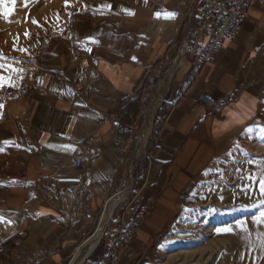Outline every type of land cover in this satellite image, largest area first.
<instances>
[{
    "label": "crops",
    "instance_id": "crops-1",
    "mask_svg": "<svg viewBox=\"0 0 264 264\" xmlns=\"http://www.w3.org/2000/svg\"><path fill=\"white\" fill-rule=\"evenodd\" d=\"M196 1L77 0L68 26L49 42L30 75L25 95L5 105L0 185L14 195L0 206V245L22 236L27 264H68L108 201L129 189L136 167L143 183L123 214L133 235L113 264L143 261L205 172L252 130L264 90L260 4L249 7L240 33L216 61L179 67L147 161L133 167L132 141L123 147L118 112L147 79L154 81L160 59L173 62L182 52ZM164 10L178 15L157 18ZM81 146L95 156L77 160ZM218 229L226 248L217 264H264L263 218L220 223ZM115 238L106 239L91 264L102 263Z\"/></svg>",
    "mask_w": 264,
    "mask_h": 264
},
{
    "label": "rangeland",
    "instance_id": "rangeland-1",
    "mask_svg": "<svg viewBox=\"0 0 264 264\" xmlns=\"http://www.w3.org/2000/svg\"><path fill=\"white\" fill-rule=\"evenodd\" d=\"M76 3L77 0H27V3L25 0H0V56L4 57L0 59V64L5 65L0 68V77H4L3 85L0 86V105H3L0 107V122L7 102L20 98L21 92L25 91L29 77L37 68L49 42L68 26ZM180 54L160 76L140 122L129 129L133 167L140 161L146 162L154 148V134L179 69L175 70V65ZM187 61L192 60L187 58L185 62ZM172 71L174 75L170 78ZM157 74L155 72L152 75L153 79ZM8 81L15 86L10 87ZM159 95L161 99L151 117V123L146 127V115ZM261 129H264V90L259 115L252 130L242 137L227 159L205 172L195 190L182 201L177 219L167 229L156 249L143 260V264H217L221 250L225 251L226 248L220 245V223L262 219L264 133ZM144 130L149 132L146 133L145 145L141 147L138 144L140 131ZM135 172L133 168L128 196L116 207L103 239L80 264L93 263L88 259L91 256L93 260L96 259L103 251L106 239L115 233L118 220L121 215L126 214L133 197L132 191L137 181ZM105 208L98 216L92 236L100 224Z\"/></svg>",
    "mask_w": 264,
    "mask_h": 264
},
{
    "label": "built area",
    "instance_id": "built-area-1",
    "mask_svg": "<svg viewBox=\"0 0 264 264\" xmlns=\"http://www.w3.org/2000/svg\"><path fill=\"white\" fill-rule=\"evenodd\" d=\"M254 4L264 5V0H197L190 11L188 40L184 46L186 59H191L199 68L216 61L224 45L240 33L249 7ZM86 72L87 69H84L83 73ZM58 78L63 79L61 75ZM77 92L82 93L81 89ZM25 93L26 90L22 91L21 97ZM123 128L119 122L117 129ZM158 137L159 133L155 132V142ZM94 156L82 146L75 152V158L79 161H87ZM115 235L110 253L100 264H113L117 252L132 238L133 232L125 227L124 215L118 220Z\"/></svg>",
    "mask_w": 264,
    "mask_h": 264
},
{
    "label": "trees",
    "instance_id": "trees-1",
    "mask_svg": "<svg viewBox=\"0 0 264 264\" xmlns=\"http://www.w3.org/2000/svg\"><path fill=\"white\" fill-rule=\"evenodd\" d=\"M172 62L167 61V59H160L154 66V70L163 75L166 70L171 66ZM159 82V78H155L153 82L147 79L140 90L137 92L136 96L128 100L124 106L119 110L118 114L123 121L124 128L120 130V137L123 143V147L131 142V133L130 128L136 126L145 111V108L151 98L152 93L154 92L156 84ZM161 115H166L167 108L163 107ZM155 146V145H154ZM137 168L135 167V171ZM143 183V178L138 177L132 195L140 190ZM13 192L11 189L3 187L0 185V205L5 204L6 201H9L13 197ZM25 238L22 236H14L11 239L6 240L0 245V264H27V252L25 251L23 244ZM88 261L94 262L93 257L91 256ZM135 264H143V261H138Z\"/></svg>",
    "mask_w": 264,
    "mask_h": 264
},
{
    "label": "bare ground",
    "instance_id": "bare-ground-1",
    "mask_svg": "<svg viewBox=\"0 0 264 264\" xmlns=\"http://www.w3.org/2000/svg\"><path fill=\"white\" fill-rule=\"evenodd\" d=\"M186 59V49L183 48L181 54H180V57L179 59L177 60L176 62V65H175V70H177L179 67L182 66V64L184 63ZM174 75V71H172L169 75L170 78H172ZM164 83V82H163ZM162 92V91H161ZM160 92V93H161ZM156 97V96H155ZM161 99V95H159L158 97L155 98L154 100V103H153V107L152 109L149 111L148 115L147 116V125L146 127L151 123V117L153 115V113L155 112V109L157 107V104L158 102L160 101ZM159 107V106H158ZM151 108V107H150ZM146 120V119H145ZM145 128V127H144ZM149 129V128H147ZM147 132L149 131H140V140H139V145L142 147L145 145L146 143V138H147ZM138 154V153H137ZM131 187V186H130ZM128 190L124 191L123 193L117 195V196H114L112 197L108 203H107V206L105 208V211L103 213V215L101 216L100 218V224L99 226L97 227L95 233L93 234V236L89 237V239L84 242L81 247L78 249V251L75 253V256L74 258L72 259V261L70 262V264H80L81 260L91 251V249L100 241L103 239L104 237V233L106 231V228L108 226V223L110 221V219L112 218L113 214H114V211L116 209V207L128 196ZM102 238V239H101ZM101 242V241H100ZM100 244V243H99ZM98 244V245H99ZM97 248V247H96ZM95 248V249H96ZM94 249V250H95ZM93 250V251H94ZM92 251V252H93Z\"/></svg>",
    "mask_w": 264,
    "mask_h": 264
},
{
    "label": "snow or ice",
    "instance_id": "snow-or-ice-1",
    "mask_svg": "<svg viewBox=\"0 0 264 264\" xmlns=\"http://www.w3.org/2000/svg\"><path fill=\"white\" fill-rule=\"evenodd\" d=\"M25 2L27 3V0H25ZM147 2V0H146ZM106 7L110 8V5H107ZM128 12L129 15H134L133 12L129 11V10H125ZM5 15H7V13H5ZM157 18H163V19H175L177 17V13L175 12H167L166 10L162 11V12H158L155 14ZM35 22V21H34ZM95 42V41H93ZM88 51H91V49H87ZM0 59H4L3 56H0ZM5 65L0 64V68H4ZM12 71H17L16 69H12ZM4 82V77H0V86L3 85ZM8 85L11 86H15L14 84H12L10 81H8ZM0 107H3V105H0ZM249 131H251V129H249ZM262 133H264V129H261ZM261 217L264 218V213H261ZM0 221H3V217H0Z\"/></svg>",
    "mask_w": 264,
    "mask_h": 264
},
{
    "label": "water",
    "instance_id": "water-1",
    "mask_svg": "<svg viewBox=\"0 0 264 264\" xmlns=\"http://www.w3.org/2000/svg\"><path fill=\"white\" fill-rule=\"evenodd\" d=\"M89 256H90V255H89ZM89 256H88V257H89ZM88 257L86 258V260L88 259ZM86 260H85V261H86ZM85 261H84V262H85ZM84 262H83V263H84Z\"/></svg>",
    "mask_w": 264,
    "mask_h": 264
}]
</instances>
